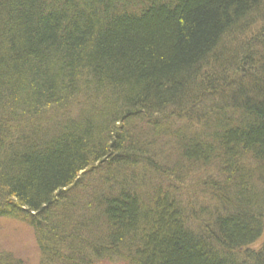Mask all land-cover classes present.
Returning a JSON list of instances; mask_svg holds the SVG:
<instances>
[{"label": "trees", "instance_id": "trees-1", "mask_svg": "<svg viewBox=\"0 0 264 264\" xmlns=\"http://www.w3.org/2000/svg\"><path fill=\"white\" fill-rule=\"evenodd\" d=\"M3 216L40 264H264V0H0Z\"/></svg>", "mask_w": 264, "mask_h": 264}, {"label": "rangeland", "instance_id": "rangeland-1", "mask_svg": "<svg viewBox=\"0 0 264 264\" xmlns=\"http://www.w3.org/2000/svg\"><path fill=\"white\" fill-rule=\"evenodd\" d=\"M174 162H177V158ZM263 245L264 236L252 246V249L259 250ZM0 250L11 254L15 259L21 260L25 264L41 263L37 240L32 229L20 220L9 216L0 217ZM98 264L110 263L103 261Z\"/></svg>", "mask_w": 264, "mask_h": 264}]
</instances>
